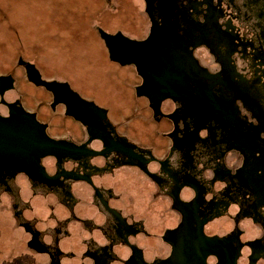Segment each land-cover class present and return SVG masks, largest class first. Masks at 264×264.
<instances>
[{
	"label": "flooded vegetation",
	"instance_id": "1",
	"mask_svg": "<svg viewBox=\"0 0 264 264\" xmlns=\"http://www.w3.org/2000/svg\"><path fill=\"white\" fill-rule=\"evenodd\" d=\"M126 9L81 75L0 63V264H264V0Z\"/></svg>",
	"mask_w": 264,
	"mask_h": 264
},
{
	"label": "rangeland",
	"instance_id": "2",
	"mask_svg": "<svg viewBox=\"0 0 264 264\" xmlns=\"http://www.w3.org/2000/svg\"><path fill=\"white\" fill-rule=\"evenodd\" d=\"M129 2L139 6V0H0V63L7 68L21 55L46 69L50 56L55 72L81 75L86 63L106 59L94 27L125 32ZM83 31L93 34L90 42L77 38Z\"/></svg>",
	"mask_w": 264,
	"mask_h": 264
},
{
	"label": "water",
	"instance_id": "3",
	"mask_svg": "<svg viewBox=\"0 0 264 264\" xmlns=\"http://www.w3.org/2000/svg\"><path fill=\"white\" fill-rule=\"evenodd\" d=\"M101 36L103 37L104 41H105V44H106V47L108 49V52H109V56L111 57L112 56V52H111V46H110V41H112V39H117L119 36L118 34L116 35H107V34H101ZM125 42V38L121 36V40H120V45Z\"/></svg>",
	"mask_w": 264,
	"mask_h": 264
}]
</instances>
